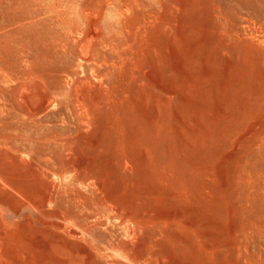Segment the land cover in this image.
Here are the masks:
<instances>
[{
  "label": "rangeland",
  "instance_id": "1",
  "mask_svg": "<svg viewBox=\"0 0 264 264\" xmlns=\"http://www.w3.org/2000/svg\"><path fill=\"white\" fill-rule=\"evenodd\" d=\"M0 264H264V0H0Z\"/></svg>",
  "mask_w": 264,
  "mask_h": 264
}]
</instances>
